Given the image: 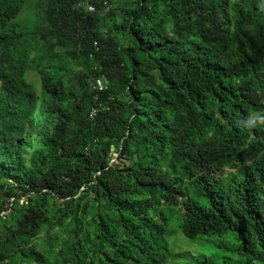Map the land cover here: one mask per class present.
<instances>
[{
  "label": "trees",
  "instance_id": "16d2710c",
  "mask_svg": "<svg viewBox=\"0 0 264 264\" xmlns=\"http://www.w3.org/2000/svg\"><path fill=\"white\" fill-rule=\"evenodd\" d=\"M82 1L0 0V264H264V0Z\"/></svg>",
  "mask_w": 264,
  "mask_h": 264
},
{
  "label": "built area",
  "instance_id": "2783aa9c",
  "mask_svg": "<svg viewBox=\"0 0 264 264\" xmlns=\"http://www.w3.org/2000/svg\"><path fill=\"white\" fill-rule=\"evenodd\" d=\"M94 0H83L80 5L84 6L89 11H95L97 10V6L93 2ZM99 2H102L104 5H108L107 0H97ZM109 8V5H108ZM107 82L105 77H97L95 79H90V86L95 91H102L107 87ZM96 109L93 108L91 111V117H93L96 114Z\"/></svg>",
  "mask_w": 264,
  "mask_h": 264
},
{
  "label": "rangeland",
  "instance_id": "374dc122",
  "mask_svg": "<svg viewBox=\"0 0 264 264\" xmlns=\"http://www.w3.org/2000/svg\"><path fill=\"white\" fill-rule=\"evenodd\" d=\"M28 80H29V82L34 83L37 86L38 91L40 92V82H39L38 78L33 73L28 74ZM114 156H115V158L113 159V161L115 163H117L119 160V154L115 153ZM181 242H184V241H181ZM182 244L183 245L181 248H187V245L185 243H182ZM188 250H190V249H188ZM181 251H183V250H181Z\"/></svg>",
  "mask_w": 264,
  "mask_h": 264
}]
</instances>
